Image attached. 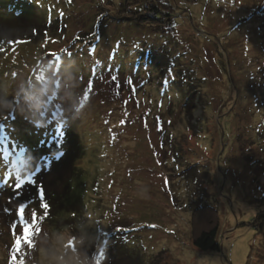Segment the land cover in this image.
<instances>
[{"label":"rangeland","instance_id":"1","mask_svg":"<svg viewBox=\"0 0 264 264\" xmlns=\"http://www.w3.org/2000/svg\"><path fill=\"white\" fill-rule=\"evenodd\" d=\"M1 14L34 31L0 43V189L26 162L59 189L79 151L35 154L76 135L87 152L77 217L2 190L0 264L20 207L41 219L17 264H264V0H0ZM215 217L221 250L196 247Z\"/></svg>","mask_w":264,"mask_h":264},{"label":"trees","instance_id":"2","mask_svg":"<svg viewBox=\"0 0 264 264\" xmlns=\"http://www.w3.org/2000/svg\"><path fill=\"white\" fill-rule=\"evenodd\" d=\"M1 15H4V14H1ZM9 16L10 17H8V15H4L3 17L0 16V19L3 20L5 18L4 20H8L7 22H2L5 25H7L6 26L7 28L0 29V43L6 44V43H11V42L30 40L31 39L30 36L34 30H32L29 21L26 22L24 20L19 19L20 15L12 14ZM22 23H26L27 25L24 26V24L22 25ZM187 99L188 97H186L185 99L186 101L185 108L188 109L190 108L192 102L188 101ZM1 111L2 110H0V112ZM64 137H66V135ZM69 137L70 135L67 136V138ZM80 137H81L80 135H76L75 144H73L72 142L70 143V139H71L70 138L63 145L54 143L53 145H50L49 148L51 149H47L48 147H46V149H44V153L42 154L38 153L37 155L35 154L36 158L38 157L42 159L48 158L47 159L48 161H50L52 157H56L57 166H58L61 162L63 163L62 160H68L67 158H69V154L71 151L73 152H76V150L79 151V154L76 156V158L74 160H71V162H74V161L75 162L71 164L70 172H68V174L65 176V179L62 183L61 188L56 189L50 186V184H47L46 182H43L44 185H42L41 181L43 179L38 180V181L35 179H32V176L34 175V173H36L39 169H42V168H40V166L38 165H35L34 168H30L28 170L29 164L28 162H26L24 164L23 170L25 172L24 175L27 176V179H25L22 184L18 183V181L16 180H12V182L9 181L7 186L4 188L6 190L5 192H7V190L15 189V187L20 186L19 187L20 189H18L19 191L15 194H12L15 197H17V195L19 196V194L22 195L23 193L27 192L26 188L33 189V193L29 194L28 197H32L31 199H34L35 204L39 207H41L40 205L42 202L47 203V205L49 206L47 210L48 216L46 215L45 216L48 219L50 218L54 220L57 219V222H59L60 218L67 220L70 217V215L67 218L65 217L64 210H71L72 213H75V215L72 214L73 217L79 216L81 211L85 209V204L81 200V198H79V196L76 195L77 193L72 183L75 181V180L73 181V178L77 177L79 173H84V172L79 171L80 167L78 163L76 162L82 159L83 156L86 155V152H87L86 148L82 144L83 137L81 138ZM62 157L64 158L62 159ZM183 177L188 180V176L186 177L183 176ZM4 189L3 188L0 189V194L2 190ZM11 192L14 193V191H11ZM42 192L44 194L43 201H41ZM23 195L20 197H23ZM1 197L2 196H0V198ZM8 210H10V207L8 208ZM41 210H43V213L45 214L44 209L42 208ZM198 211L199 209L198 210L196 209L193 212L194 221L197 215L196 213H198ZM215 218L216 219H213L211 222H209V226H206L205 228H202L196 231L194 234H192L193 244L196 247L202 250H205V251L221 250V243L219 241L220 234H221V231H220L221 225H220V221L217 220L218 217H215ZM54 226H58V223ZM120 248L122 249V246Z\"/></svg>","mask_w":264,"mask_h":264},{"label":"snow or ice","instance_id":"3","mask_svg":"<svg viewBox=\"0 0 264 264\" xmlns=\"http://www.w3.org/2000/svg\"><path fill=\"white\" fill-rule=\"evenodd\" d=\"M65 51V50H63ZM113 79L115 80L116 77H113ZM27 179V178H26ZM24 182L23 179H19L18 183L22 184ZM42 195V199L41 201H43L44 198V194L43 192L41 193ZM45 212V215H47V210H48V205L47 203H41L40 205ZM25 209L23 207L19 208V218H20V223L23 227V235H17L15 237V243H14V248H13V258H12V264H17V259H15V255L17 250H20L22 248V241L23 243L27 244L28 246H33L32 244V237L33 235H35L36 233H39L40 231V225H39V220L41 219V217H38L36 212L32 213V217H31V223L25 219ZM23 257V254L21 253L20 259L18 261H20Z\"/></svg>","mask_w":264,"mask_h":264}]
</instances>
